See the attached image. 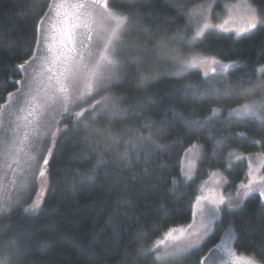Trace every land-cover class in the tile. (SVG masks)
Returning <instances> with one entry per match:
<instances>
[{
    "label": "snow or ice",
    "instance_id": "1",
    "mask_svg": "<svg viewBox=\"0 0 264 264\" xmlns=\"http://www.w3.org/2000/svg\"><path fill=\"white\" fill-rule=\"evenodd\" d=\"M166 2L178 11L185 8V4L177 0ZM211 7V3L194 5L188 12L184 28L174 36H163L169 43L179 45L180 56L187 55L183 66H165L163 73L142 75L141 79L154 80L160 75L190 77L193 70L203 69L207 87L201 90L189 79L181 94L194 102H216L211 116L201 119L195 111L185 115L169 108L159 123L168 125L179 121L190 129H203L208 138L215 141V148L221 149L231 139L230 129L247 118L255 117L264 122V102L239 103L230 108L222 120L217 119L224 108L220 103L222 98L239 97L237 89H244V85H264V66L257 68L255 73H246L233 80L226 73L242 61L221 63L215 56L192 54L190 46L213 29L234 33L235 37L252 34L258 28H264V12H258L248 4L242 6V11L241 6H233L222 23H212L208 15ZM90 20L105 24L111 30L110 35L104 38L105 34L97 31ZM131 22V16L113 11L110 0H49L46 10L35 20L34 42L32 39L9 38V47L22 49L27 58L9 69V77L4 82L17 87L7 91L6 96L0 95L3 101L0 103V218L10 215L23 203L19 196L11 194L13 190H27L29 184L37 180L41 190L23 212L34 218L40 211L47 191H54L49 169L60 135L68 137L83 133V140L96 153L95 165L87 173H77L74 189L77 184H91L99 178L98 170L107 163L106 153H112L117 163L132 167L139 163L142 152L144 162L148 164L161 150L152 131L155 121H145L139 128L125 125L118 129V125L128 119V109L121 107L120 98L109 92L132 64L142 63L144 56L151 57L159 68V61L152 48L147 47V41L141 47V38L150 29H143L135 40H130L125 30ZM4 38L0 36V40ZM17 74L20 78L13 79ZM104 115L109 119L102 121ZM66 120L71 121V126L64 123ZM62 123L64 126L60 127ZM217 123L221 125L219 139L215 131ZM49 129H52V146L42 154L40 144ZM91 132L103 135L109 143L101 144L93 139ZM261 134L264 136V126ZM189 151L192 159L188 160L184 170L186 177L191 176L195 160L200 156L195 145ZM256 171L258 169L250 167L247 183L238 185L235 196L231 193L225 196L218 190L225 183L224 176L213 172L212 187H201V194L190 202V221L169 228L162 238L145 249V259L152 257L149 264H185L197 254L196 264H264V261L237 254L233 242L238 239V232L231 220L218 237L219 242L208 244L214 231L222 228L218 222L225 215L241 209L250 194L258 193L261 206H264V176L257 178ZM172 183L175 185L176 181ZM34 238L33 231L19 226L11 228L7 239L0 235V264H11L13 256L26 253ZM112 242L105 241L106 244Z\"/></svg>",
    "mask_w": 264,
    "mask_h": 264
},
{
    "label": "trees",
    "instance_id": "2",
    "mask_svg": "<svg viewBox=\"0 0 264 264\" xmlns=\"http://www.w3.org/2000/svg\"><path fill=\"white\" fill-rule=\"evenodd\" d=\"M233 1L177 0L185 4L183 11L176 10L166 0H110V3L113 10L131 16L132 22L125 30L128 39L135 40L143 29H150L141 38V47L147 41V47L151 49L158 37L174 36L184 28L188 12L194 5L211 3V11L220 12ZM246 1L258 11L264 10V0ZM48 2L0 0V36L5 37L0 40V95L6 96L7 91L15 89L16 85L4 83L9 77V69L27 58L22 49L9 47V38L32 39L34 42L35 20L46 10ZM190 50L192 54L215 56L221 63L242 61L226 73L234 80L264 66V28L243 37L208 32L191 45ZM157 71L163 73L164 69L158 68L151 57L144 56L142 63L132 64L109 92L120 98L121 107L128 109V119L118 125V129L125 125L139 128L145 121H155L152 131L161 150L148 164H145L142 152L139 163L132 167L117 163L112 153H106L107 163L98 170L99 178L91 184H77L74 189L77 173H87L95 165L96 153L83 140V133L58 136L57 150L49 169L54 191H47L40 211L32 218L23 212L29 205H20L10 215L0 218V235L5 239L13 226L35 234L29 250L20 257L13 256L11 264H149L152 257L145 259V249L169 228L190 221V202L198 194L201 181L217 171L228 180L226 187L234 188L244 179L247 168L246 160L235 156L264 153V136L261 134L264 122L255 117L230 129L231 139L221 149L215 148V141L210 140L203 129H190L179 121L161 125L159 122L169 108L185 115L195 111L203 119L211 116V109L217 104L194 102L181 94L189 79L201 90L207 87L203 69L193 70L190 77L160 75L154 80L142 81V75ZM12 78L20 77L17 74ZM248 86L244 85L245 88ZM220 103L224 108L217 119L222 120L230 108L238 106L240 98L224 97ZM107 119V115L101 116L102 121ZM64 123L71 126L70 120ZM63 126L62 123L60 127ZM220 128L217 123V139L221 135ZM91 134L101 144L109 143L103 135ZM194 144L199 145L200 156L193 176L186 178L182 172V158L185 150ZM230 220L238 232V239L233 242L235 250L264 261V206H261L258 193L250 194L241 209L225 215L218 222L222 228L208 238L209 246L219 241L218 237ZM108 240L113 242L106 244ZM198 259L199 254L194 255L185 264H196Z\"/></svg>",
    "mask_w": 264,
    "mask_h": 264
},
{
    "label": "rangeland",
    "instance_id": "3",
    "mask_svg": "<svg viewBox=\"0 0 264 264\" xmlns=\"http://www.w3.org/2000/svg\"><path fill=\"white\" fill-rule=\"evenodd\" d=\"M245 4H248L249 3L246 1V0H235L233 2H230V3H227L223 9L220 11V12H212L211 9L209 10V19L212 23H222L224 19L227 18V15H228V9L229 8H232L233 6H241L240 10L242 11V6L245 5ZM251 6V5H250ZM115 12H117L118 14H121L123 15L121 12L119 11H116V10H113ZM258 11V10H257ZM258 12H264L263 11H258ZM209 32H219L218 30H210ZM208 33V32H206ZM205 33V34H206ZM192 34L194 35V28L192 30ZM234 34V33H233ZM235 35V34H234ZM203 38V37H202ZM199 41V40H198ZM17 87V86H16ZM236 107V106H234ZM51 130L52 129H49L48 130V134L45 136L44 140L41 141V144H40V150H41V153L42 154H46V149L47 147L50 146L51 144V138H50V133H51ZM49 145V146H48ZM197 148V150L200 152V147L199 145H196L194 144ZM193 148V145H191L188 149L185 150L184 154H183V158H182V172L184 174V170L186 169V166H187V162L189 159H192V152L189 151L190 149ZM235 157H240V158H244L246 160V172H245V176H244V179H242V181L238 182L234 188H231V187H226L227 183H228V180L225 178L224 176V181L225 183L218 189L222 194H224L225 196H227L229 193H231L233 196H235L236 194V189L238 187V185L243 182V183H247V180H248V172H249V169L250 167L252 169H258V171H256L255 175L257 176V178H259L260 176H264V153H252V154H248V153H245V154H239ZM231 159V157H230ZM196 164H197V159L195 160V166L193 168V172L191 174L190 177H185L186 178H191L194 174V170H195V167H196ZM229 165V164H228ZM217 172V171H216ZM212 173H210V175L203 181H201V183L199 184V189H198V194L197 195H200V189L201 187H212V184L210 183L211 181V178H212ZM220 173V172H219ZM37 175H38V172H37ZM9 178H10V174H9ZM41 190L40 188V185L39 183L36 181L34 183H30L29 186H28V189L27 190H23V191H16V190H13V192L11 193L13 196H19L23 203L21 205H30L35 199H36V194L37 192H39ZM227 229V228H226ZM225 229V230H226ZM163 237V236H162ZM161 237V238H162ZM160 239V238H159ZM219 242V241H218ZM217 242V243H218ZM235 249V248H234ZM238 255L240 256H248V257H252L250 255H247V254H244V253H239L237 252ZM254 258V257H253ZM256 259V258H255Z\"/></svg>",
    "mask_w": 264,
    "mask_h": 264
},
{
    "label": "clouds",
    "instance_id": "4",
    "mask_svg": "<svg viewBox=\"0 0 264 264\" xmlns=\"http://www.w3.org/2000/svg\"><path fill=\"white\" fill-rule=\"evenodd\" d=\"M94 23L97 31L105 34L104 38L110 35V28L106 27L105 24L97 21H89ZM114 40H118L117 37H113ZM166 49V51H161ZM152 51L159 61V68L164 69L165 66L175 65L176 67L183 66V61L187 58V55H179V45L175 42L169 43L163 36L158 37L152 46ZM240 98V104H252L254 102H264V85L256 84L250 85L247 88L240 89L238 91Z\"/></svg>",
    "mask_w": 264,
    "mask_h": 264
}]
</instances>
